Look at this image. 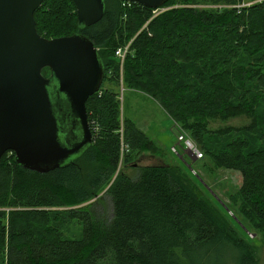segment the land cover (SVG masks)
Listing matches in <instances>:
<instances>
[{"label":"trees","instance_id":"16d2710c","mask_svg":"<svg viewBox=\"0 0 264 264\" xmlns=\"http://www.w3.org/2000/svg\"><path fill=\"white\" fill-rule=\"evenodd\" d=\"M102 1V17L89 26L78 25L72 0H42L34 11L42 36L90 39L104 75L85 103L96 131L81 154L45 173L17 164L13 151L1 156L0 264H258L251 235L264 242V0H167L156 14L134 1ZM128 42L120 66L115 50ZM106 79L156 100L209 171L240 172L227 209L177 166L117 170L163 150L121 115ZM237 116L248 121L209 126ZM102 191L107 215L92 209ZM72 222L81 231L69 238Z\"/></svg>","mask_w":264,"mask_h":264},{"label":"water","instance_id":"95a60500","mask_svg":"<svg viewBox=\"0 0 264 264\" xmlns=\"http://www.w3.org/2000/svg\"><path fill=\"white\" fill-rule=\"evenodd\" d=\"M72 1L79 26L94 24L103 15L102 0ZM127 1L157 8L167 0ZM41 2L0 0V158L10 150L23 168L45 173L91 144L85 103L99 90L104 68L85 35L47 38L36 31L33 14ZM60 115H69L80 129L74 145L59 138Z\"/></svg>","mask_w":264,"mask_h":264},{"label":"rangeland","instance_id":"374dc122","mask_svg":"<svg viewBox=\"0 0 264 264\" xmlns=\"http://www.w3.org/2000/svg\"><path fill=\"white\" fill-rule=\"evenodd\" d=\"M255 1L258 0H240L235 6L250 5ZM103 86L112 87L118 93L121 115L132 119L139 129L150 136L151 139L155 141V145L158 147L160 146L163 150V153L161 152L159 156L150 152L142 153L143 155L141 154L133 161L136 165L135 167L130 164L123 166V162L120 161L117 170H127V172L133 176L136 173L135 168L138 165L165 163L177 166L196 181L203 191L209 193L220 207L227 209V194L234 193L241 183V174L239 171L223 168L211 169L209 171V168L203 165V163L206 162L205 157L193 160L185 151L183 144H177V135L179 134L178 126L153 98L148 97V95L144 93L129 89L123 84L114 86L108 79L103 82ZM62 104L66 103L62 101ZM247 121V117L237 116L228 118L227 120H213L210 122L209 126L211 128L225 127L228 125L238 126L245 124ZM172 147H175L176 152L172 150ZM123 148L120 152L121 158L123 152L126 151V147L123 146ZM81 150L82 148L79 150V154L82 153ZM71 158H73V156ZM103 191L99 194L103 200L99 202L93 201L94 205L92 209L107 215L110 213V203L109 198L103 194ZM87 204L88 203H84L82 206ZM234 225L238 230H241L236 223H234ZM64 231L66 237L73 238L79 235L81 228L76 222H72L64 227ZM251 237L256 238L255 246L259 258L258 264H264V242L261 241V237L258 234H252Z\"/></svg>","mask_w":264,"mask_h":264},{"label":"built area","instance_id":"2783aa9c","mask_svg":"<svg viewBox=\"0 0 264 264\" xmlns=\"http://www.w3.org/2000/svg\"><path fill=\"white\" fill-rule=\"evenodd\" d=\"M239 7V6H238ZM163 8H155L152 10L154 14H156L158 11L162 10ZM130 42L119 46L115 50V56L120 62V66H122L123 59L126 55V53L129 51ZM175 124L179 128V134L177 135V144H183V147L185 151L191 156L193 160L201 159L203 158L202 150L198 147L195 141L191 139V137L187 134L186 131H184L179 124L175 122ZM91 128L93 130H96V126L92 124ZM172 150L176 152L175 147H172Z\"/></svg>","mask_w":264,"mask_h":264},{"label":"flooded vegetation","instance_id":"af4514ba","mask_svg":"<svg viewBox=\"0 0 264 264\" xmlns=\"http://www.w3.org/2000/svg\"><path fill=\"white\" fill-rule=\"evenodd\" d=\"M58 135L61 141L69 146L80 140V129L69 115L58 116Z\"/></svg>","mask_w":264,"mask_h":264},{"label":"bare ground","instance_id":"6f19581e","mask_svg":"<svg viewBox=\"0 0 264 264\" xmlns=\"http://www.w3.org/2000/svg\"><path fill=\"white\" fill-rule=\"evenodd\" d=\"M158 8V7H157Z\"/></svg>","mask_w":264,"mask_h":264}]
</instances>
